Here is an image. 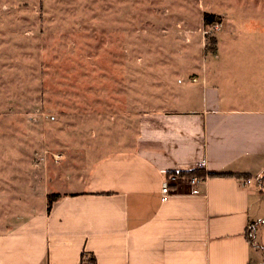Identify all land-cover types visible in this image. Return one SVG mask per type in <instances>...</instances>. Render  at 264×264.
I'll use <instances>...</instances> for the list:
<instances>
[{
	"label": "rangeland",
	"instance_id": "1",
	"mask_svg": "<svg viewBox=\"0 0 264 264\" xmlns=\"http://www.w3.org/2000/svg\"><path fill=\"white\" fill-rule=\"evenodd\" d=\"M229 8V0H0V158L31 162L22 175L36 168L37 183L61 172L54 185L63 191L68 174L93 165L105 136L128 138L145 111L199 109L207 94L216 97L208 109L264 111V36L244 30L261 21H251L253 10L237 15L230 21L245 33L233 34L216 15ZM206 13L221 21L207 27Z\"/></svg>",
	"mask_w": 264,
	"mask_h": 264
},
{
	"label": "crops",
	"instance_id": "2",
	"mask_svg": "<svg viewBox=\"0 0 264 264\" xmlns=\"http://www.w3.org/2000/svg\"><path fill=\"white\" fill-rule=\"evenodd\" d=\"M229 5L216 15L233 34L264 36V0ZM251 10L261 22L245 32L230 21ZM215 100L140 113L128 138L105 136L93 165L68 174L63 191L54 185L61 172L37 183L33 166L22 175L31 162L0 158V264H264V111L206 108ZM194 169L233 175L193 187L180 172ZM52 193L62 197L49 212Z\"/></svg>",
	"mask_w": 264,
	"mask_h": 264
},
{
	"label": "trees",
	"instance_id": "3",
	"mask_svg": "<svg viewBox=\"0 0 264 264\" xmlns=\"http://www.w3.org/2000/svg\"><path fill=\"white\" fill-rule=\"evenodd\" d=\"M219 21H221V16H216V15L211 14V13H206L204 15V24L207 27H209L210 25H214L215 23H217ZM216 47H217L216 44H215V46L213 45V47L212 46L208 47V45H207V50L208 51H215ZM180 174L183 176H189V177H194V176L205 177L207 175L211 176V177H218V176H232L233 175V174H228V173H225V174L205 173L204 171L197 170V169L186 171V172H180ZM175 175H178V174H175ZM260 182H261L262 186H264V176L260 179ZM61 197L62 196L60 194H57V193H52V194L48 195V211L49 212L52 209L53 203L55 201H57L58 199H60ZM84 255L85 254H83V257H84ZM88 260L91 264H94V262H93V261H95L94 258H89Z\"/></svg>",
	"mask_w": 264,
	"mask_h": 264
},
{
	"label": "built area",
	"instance_id": "4",
	"mask_svg": "<svg viewBox=\"0 0 264 264\" xmlns=\"http://www.w3.org/2000/svg\"><path fill=\"white\" fill-rule=\"evenodd\" d=\"M193 82L197 83L198 82V79L197 78H194L193 79ZM178 175H172L169 177V180L173 181V182H178ZM187 183L190 185V186H197V185H201V184H204L207 180V176L205 177H190V178H187L186 179ZM247 182H250V181H247ZM171 192V189H170V183L167 181V183L165 184V186L162 188V201H166L167 198L169 197V194ZM192 193L193 194H198L199 193V190L197 188H193L192 189Z\"/></svg>",
	"mask_w": 264,
	"mask_h": 264
}]
</instances>
